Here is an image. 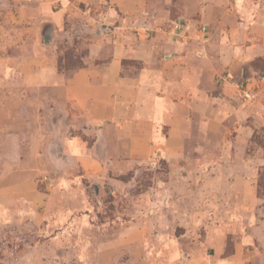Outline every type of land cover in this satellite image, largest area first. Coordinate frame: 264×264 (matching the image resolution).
Listing matches in <instances>:
<instances>
[{"label": "rangeland", "instance_id": "1", "mask_svg": "<svg viewBox=\"0 0 264 264\" xmlns=\"http://www.w3.org/2000/svg\"><path fill=\"white\" fill-rule=\"evenodd\" d=\"M245 1L249 17L232 0L234 18L220 30L241 39L226 44L241 58L218 66L215 123L209 125L201 100V123H190L182 157H122L121 168L105 166L89 177L82 169L55 170L66 160L55 155L65 131L50 130L56 116L42 104L48 92L22 86L13 58L25 29L8 25L0 11V193L14 183H35L45 193L38 210L49 214L0 225V264L224 260L242 236L264 224V0ZM79 36L70 32L59 44V67L68 74L84 66L87 47ZM224 69L232 76L221 74ZM221 77L238 88L243 104ZM243 83H250L254 101L243 100ZM61 180L63 189L55 186Z\"/></svg>", "mask_w": 264, "mask_h": 264}, {"label": "crops", "instance_id": "2", "mask_svg": "<svg viewBox=\"0 0 264 264\" xmlns=\"http://www.w3.org/2000/svg\"><path fill=\"white\" fill-rule=\"evenodd\" d=\"M231 1L0 0L4 21L25 29L20 53L13 58L22 86L48 92L42 104L47 102L56 116L50 130L65 131V143L55 155L66 160L59 159L55 170L82 169L89 177L104 172L105 166L121 168L122 157H182L190 123L198 128L201 123L199 101L206 103L209 125L215 123L219 64L231 66L241 58L226 45L241 39L220 32L234 18ZM235 1L236 11L248 18L246 1ZM175 23L182 26V35L175 32ZM201 26L209 29L203 39L197 36ZM49 32L52 43L47 45ZM70 32L80 35L87 54L84 66L68 74L59 67V44ZM230 72L224 69L221 74ZM221 86L236 102L242 101L234 84L225 80ZM65 182L55 186L63 189ZM44 195L35 183L18 182L3 189L0 225L46 220L49 214L38 210ZM163 264H264V224L242 236L224 260Z\"/></svg>", "mask_w": 264, "mask_h": 264}, {"label": "built area", "instance_id": "3", "mask_svg": "<svg viewBox=\"0 0 264 264\" xmlns=\"http://www.w3.org/2000/svg\"><path fill=\"white\" fill-rule=\"evenodd\" d=\"M88 10H91L90 6L88 7ZM173 28H174L176 33L182 35V33H181L182 32V26H180L179 23H175ZM150 32H151V30L148 29V34ZM136 34L138 37H140L143 34V30H141V29L137 30ZM207 34H208V27L207 26H201L199 28V30L197 31V35H198L199 39H203ZM221 79L227 80V77H221ZM239 90H240L241 96H242L244 101L251 102V101H254L256 99L255 92L250 87V83H247L246 85H245V83L241 84Z\"/></svg>", "mask_w": 264, "mask_h": 264}, {"label": "water", "instance_id": "4", "mask_svg": "<svg viewBox=\"0 0 264 264\" xmlns=\"http://www.w3.org/2000/svg\"><path fill=\"white\" fill-rule=\"evenodd\" d=\"M45 43L50 45L52 43L51 33L49 32L46 36Z\"/></svg>", "mask_w": 264, "mask_h": 264}, {"label": "trees", "instance_id": "5", "mask_svg": "<svg viewBox=\"0 0 264 264\" xmlns=\"http://www.w3.org/2000/svg\"><path fill=\"white\" fill-rule=\"evenodd\" d=\"M82 67V66H81ZM81 67H79V68H81ZM60 69H61V65H60Z\"/></svg>", "mask_w": 264, "mask_h": 264}]
</instances>
